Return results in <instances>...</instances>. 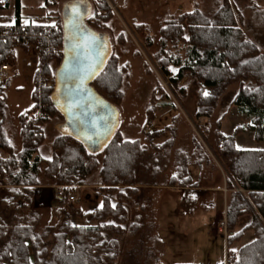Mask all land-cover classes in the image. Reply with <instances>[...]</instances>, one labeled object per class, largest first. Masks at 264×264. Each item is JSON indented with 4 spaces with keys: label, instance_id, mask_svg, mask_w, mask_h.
<instances>
[{
    "label": "trees",
    "instance_id": "16d2710c",
    "mask_svg": "<svg viewBox=\"0 0 264 264\" xmlns=\"http://www.w3.org/2000/svg\"><path fill=\"white\" fill-rule=\"evenodd\" d=\"M14 2L18 5V0ZM96 4L93 14L84 20L91 28H98V21L110 15L105 2ZM98 10H103L104 15H100ZM15 13H18V7H15ZM236 14L239 20V13ZM13 24L15 35L0 37V64L14 63L15 47L26 49L28 45L34 46L36 69H41L50 80L48 87L41 91L39 99L45 104L44 111L49 118L57 119L56 126L63 122L52 98L54 72L62 58V23L55 22L57 29L26 24L23 26V35L19 23L15 21ZM3 27L0 25V32ZM42 27L46 32L52 31L49 38L52 43H58L59 53L46 54L44 39L37 43L36 34ZM52 37H56V40H52ZM145 43L150 46L151 40L146 38ZM157 44L158 50L154 55L157 70L179 96L185 95L183 82L186 78L196 82V122L209 118L226 87L237 83V90L229 105H235L239 112L250 118L251 125L248 128L253 131L255 140L263 138L264 54L237 27L227 0H219L209 11L195 8L166 20L158 30ZM51 57L55 63L53 71L47 63ZM170 66L176 67L173 75L169 74ZM124 70L125 67L117 68L114 56L109 55L89 85L114 106L122 97L121 76ZM3 88L4 85L0 87V150L7 155L2 161L4 166L10 165L13 168L8 172L11 184L30 188L24 189L29 195L33 188L31 186L38 185V177L42 176L48 184L63 187L61 196L56 199L67 212L59 227L50 233L49 249L46 248L49 229L36 232L33 223L25 219L11 226L1 222L0 264H107L114 261L119 253L116 238L125 232L133 235L139 227L138 221L126 226V202L136 192L131 185L134 183L135 167L144 152L139 141L122 138L114 131L99 150L90 151L74 136L57 133L51 139L48 154H42L40 147L50 119L44 117L31 121L32 124L27 123L25 118L33 108V103L17 116L21 145L19 151L14 153L1 127L5 110L4 97L1 96ZM157 88L160 96L165 97L158 84ZM31 99L32 102L36 100L33 93ZM156 101L152 93L145 109L147 120L152 117ZM222 118L221 115L214 122L213 142L215 155L227 174L225 187L233 189L236 185L250 201L249 205L245 203L233 189L225 205V264H264V229L260 224V220L264 222V149L236 148L234 135L225 136L219 131ZM241 130V127H237L234 133ZM156 134L145 135L151 138ZM182 164L176 175L169 178L170 185L185 187L189 182L187 177L178 179L186 173L184 162ZM73 186L92 187L93 193L100 196L101 205L82 213L66 203L68 191ZM28 199V196L24 199L23 207L29 203ZM68 213L83 219L85 224L72 223ZM244 214L250 216V221L235 230L238 218ZM246 230L252 231L253 239L242 245L236 253H231L228 248Z\"/></svg>",
    "mask_w": 264,
    "mask_h": 264
},
{
    "label": "rangeland",
    "instance_id": "374dc122",
    "mask_svg": "<svg viewBox=\"0 0 264 264\" xmlns=\"http://www.w3.org/2000/svg\"><path fill=\"white\" fill-rule=\"evenodd\" d=\"M73 1L74 0H21V13L23 16H27V18H35L37 22L41 23L40 25L49 26V29L50 27H55L54 29H57L55 22L62 23L61 11L63 5ZM112 1L115 3L116 7L112 9L108 6L110 9L109 17L104 20H99L98 28L87 26L105 38L107 43V56H114L116 67H125L121 76L122 97L120 101L112 107V110L114 113L113 130L117 131L122 138L138 140L139 144L144 149L143 155L140 157L135 167L134 183L131 187L135 190L137 189L134 186L135 181L138 184L151 186L158 183L163 184L168 180L169 175H176L179 169L178 167L183 166L182 163L184 162L186 173L178 177V179L181 180V178L185 179L187 177L189 178V182L185 184V187L183 186L184 190H186L185 192H183V190V193L181 190L180 192L174 190L175 195H178L177 197L175 196L177 202L179 201L180 195L184 197L186 192L192 195L196 193V190L193 189L194 185L191 182L196 181L198 184H205L208 188H221L223 197L224 199L226 197L227 200L234 189L241 195L245 203L249 205L250 201L247 199L243 190L239 189L236 185L233 186V189H227L225 187V178L227 174L215 155L213 142L214 122L222 115L223 118L219 126L220 133L225 136L238 134V143L245 146H248V144L252 145L250 138L251 135H253V131L248 128V125H251L250 118L242 115L241 112L237 110V107L229 105L230 99L236 92L238 84L232 83L228 85L219 96L210 117L207 119H200L199 122H196L194 118L196 94L198 90L196 82L193 79L186 78L183 82V86H185V95L179 96L159 73L154 61V55L158 50V30L161 25L166 20L180 14V11L177 10L178 7H180V10L182 7L181 11L186 10V5H192L195 0H180V2L177 0ZM199 1L202 9L209 11L215 7V2L217 0ZM239 2L240 0H238V3ZM96 3H101V1L88 0L87 5V3L82 0L78 4H82V9H84L82 12V14L85 15L84 20L93 14L94 9L97 8ZM13 7L14 4L11 0L7 7L0 8V21L5 23L12 21ZM87 8L88 13H86ZM98 13L104 15L103 10H98ZM34 14H39V16L36 17ZM42 28L44 29V27ZM39 31H41V29ZM146 38L151 40L150 46L146 45ZM59 52L60 50L56 53ZM14 53L17 58L14 60V63L9 66L15 64L13 70L15 72L18 70V73H16V76L12 79L13 73L9 74L10 76L7 80H5L6 77H1V79H4L1 85L5 87L8 84L6 95L9 100V106L7 105L6 114L7 124L11 129H14L15 114L23 107H26L23 111L29 109L34 103L33 108L27 113L25 118L27 123L32 124L31 121H35L33 113L40 104L37 97L34 102H32L31 99L32 93L35 96V77L38 73L36 69L37 56H35L36 51L34 46L28 45L26 49L15 47ZM53 60V57H51L50 61L48 60L47 62L51 71L55 69ZM19 61L22 62V64H19ZM31 67H33V69ZM40 72L43 73L42 70ZM175 72L176 67L170 66L169 74L173 75ZM157 84L162 89L161 92L165 94V97L160 96V90L157 88ZM13 85L18 86L19 89H14ZM30 87L32 90L29 96ZM152 93H154V98L157 99V101L152 110V117L147 120L145 109ZM46 118L50 120L48 124H46V134L42 146L40 147L42 154H48L51 139L55 134L63 132L68 133V130L62 125V121L55 126V123L58 122L56 118H49V115H47ZM237 127H241L242 130L234 133ZM158 132H162V134H156ZM146 133L156 135L147 138L145 135ZM262 139H264V131ZM10 140L14 149H18L21 145L16 132L15 134L12 133ZM258 141L259 140H255L252 146L258 148L264 147V141ZM84 145L90 151H96L101 148V146H95L93 144L85 143ZM8 172L9 171H6L4 173L5 176ZM38 181L40 185H46V188H44L45 190L51 189L50 195L55 197V190L59 186L54 187L48 184L42 176L38 177ZM90 188L92 189V187ZM45 190H43L44 192L42 193H45ZM212 192L215 196L222 195L220 191L210 189L209 193L212 194ZM68 194H73L75 199L69 201V203L67 200L66 203L78 209V193L75 189L72 190L71 187ZM140 194L136 192L133 193L126 202L128 209L126 226L133 221H138L141 225L139 224L137 231L133 235H128L125 232L123 235L116 238L119 248L118 256L114 261L107 262V264H172L173 262H179L177 259L162 260L160 257L163 251L166 253V256L172 252L173 254H183L179 256L182 257V262H189L188 256H190L196 261L195 264H222L224 256L223 235L210 234L207 232V235L203 236L202 231L207 228V225H203L205 223L204 218L206 219L205 215H202L203 217H197L198 214H195L192 217H186L187 219L185 217L183 218L182 225L185 220L197 224V227L190 230V235L186 234L189 232L187 227L190 226V223L188 222H186L185 226L181 229L176 225L182 232L170 233L169 231L159 229L160 223L162 224V221L165 220V217L172 208L169 206L170 198H165V193L161 189H145L141 190ZM8 197V191L0 188V223L3 222L5 225L11 226L21 222V216L19 217V215L25 214V211H21L19 206L17 207L19 210L14 213L15 217L13 215L11 216L12 211H7L11 207L7 208L6 203L1 200L7 199ZM45 198L46 194H41L40 199L42 201L37 199L38 203L33 205L37 216L33 223V227L36 232L49 229L46 238V248L49 249L50 233L54 232L59 227L62 220L65 218L67 209L65 207H62V209H58L57 207L54 208V198L53 201L50 202L51 204L49 207H47L48 200ZM17 201L16 204L21 205V199ZM180 201L176 209H178L179 206L180 209L187 210L183 201ZM199 201H201V199H199ZM12 205L13 204H11V206ZM193 208L200 209L203 207L195 201L193 207L191 208L190 206L189 210ZM54 215H56L55 220L53 218ZM243 216L244 218L241 219L242 223L247 220L248 222L250 221V216L247 214L239 218ZM75 217L76 216L72 213L69 215V219L72 223L74 219L78 224H85L83 219L79 217L75 219ZM18 218L20 220H18ZM203 221L204 223H202ZM218 221L219 219H217L215 223L216 227ZM238 222L239 221L236 222L235 227H237ZM235 230L237 229L235 228ZM157 237L160 238L159 243L154 239Z\"/></svg>",
    "mask_w": 264,
    "mask_h": 264
},
{
    "label": "crops",
    "instance_id": "0c3cea01",
    "mask_svg": "<svg viewBox=\"0 0 264 264\" xmlns=\"http://www.w3.org/2000/svg\"><path fill=\"white\" fill-rule=\"evenodd\" d=\"M84 1H86V3L88 4V0H84ZM177 1L180 2V0H177ZM218 1L219 0H217L215 2V5ZM227 1L229 2L230 8L233 11V15H234V18L236 20L237 27H240L243 30L245 37L257 47L259 52L264 54V0H240V2H239L240 4L238 3V0L237 1L236 0H227ZM12 3L14 4L12 21L9 23H5V22L0 21V25L11 24V23H14L15 21H17L21 25H26V24L40 25L41 24V23L37 22V20H35V18L30 19V18H27V16L22 15V13H21V10H22L21 0H18V5H15L14 0H12ZM236 4H238V5H236ZM15 7H18V13L17 14L15 13ZM185 8H186V10L181 11L182 7H181V10H180V7H178L177 10L180 11V13L181 12H189L195 8H197L201 11H205L202 9L199 0H195V2H193L192 5H189V4L186 5ZM236 12L239 13V15H240L239 20L236 18V15H237ZM34 15L36 17L39 16V14H34ZM35 56H36V54H35ZM16 58H17V56L15 55V60H16ZM19 64H22V62H20ZM14 66H15V64L13 66L8 65V67H9L8 71L3 72V76H1V77H6L5 80H7V78H9V76H10L9 74L13 73V77H11V79L14 78L16 76V73H18V70L16 72L13 70ZM31 68L33 69V67H31ZM1 77H0V87L3 86V85H1V83H2V80H4V79H1ZM7 85L3 88L4 92L1 95L4 97V104H5L4 118H3V122H2L1 127H2V131H3V134L6 138V140L10 143V145L13 149V152L17 153L20 149V146L18 149H14L12 144H11L10 139H11L12 133L15 134V132H16V135L18 136L19 141H20L19 124H18L17 116L24 109H26V107L25 108L23 107L22 109H20L17 112V114H15V117H14L15 122L13 124L14 129H11L9 127V125L7 124V114H6L7 105L9 106V100L7 98V95H6ZM13 87L16 90L19 89V87L16 85H13ZM31 90L32 89L30 87L29 96H30ZM232 106L234 107L235 105H232ZM237 136H238V134L234 135L233 138H234L235 146L238 149H263L264 148V147L258 148V147L252 146L254 144L253 142L255 141L253 135H251V138H250V142L252 143V145L248 144V146L241 145L240 143H238L237 142V140H238ZM260 141H264V139L259 140L258 142H260ZM6 157H7L6 153H4L0 150V188L5 189L9 193V197L7 199H1V200H2V202L6 203L7 208L11 207L7 210V211H12L11 216L13 215L15 217L14 213H16V211H18L20 209L21 211H25V214L19 215V217L21 216V218H20L21 220L19 218H18V220L23 221V219H25L31 223H34L37 216L35 214V209L33 208V205H36V203H38L37 199L41 200L40 199L41 194H43V195L46 194L45 199H47L49 202V203L47 202V207H49V205L51 204L50 202L53 201V198H54V208L57 207L58 209H60V208L62 209V207H64V205H60L57 203V199L55 197L50 195L51 189L45 190L44 188H46V185H44V186L40 185L39 181H38V183H39L38 185L31 186V187H33L32 188L33 190H32V192H30L29 195H28V192L25 191L24 189H30V188L22 186V185H12L11 181H10L11 177L9 176V174H6V176L4 174L6 171H11L13 169L10 165H8L7 167L4 166L2 161H4L6 159ZM169 176L171 177V175H169ZM169 176H168V180H166V182L163 184L158 183L156 185L151 186V185H145V184H138L136 181L134 184L135 188H137L136 189L137 194H140V191L145 190V189H151V190H160L161 189L165 193V198L166 197L168 199L170 198L169 206H171L172 208L169 211V214L165 217V220L162 221V224L160 223L159 229L169 231L170 233L171 232H177V233L182 232L180 229L185 226V223L186 222L190 223L188 220H185L183 222V225H182L183 218L184 217L185 218L186 217H192L195 214H198L197 217L202 216V215H205V217H206V219L204 218L205 223H204V221L202 222V223H204L203 225H207V228L202 231L203 236L207 235V232L210 234L223 235L222 233L218 232V227H216V224H215L217 219L220 220L221 217L224 216V208H225L227 199H226V197L224 199L223 194H222V189L221 188L216 189L215 187L214 188H212V187L208 188L205 186V184H201V183L198 184V182H196V181H194V182L191 181L192 184L194 185L193 189L196 190V193L194 195H192V194H189L188 192H186L185 194H187V195L184 194V197H183V195H180V197L178 199L179 201L177 202V200L175 198L176 195H175L174 190H176V192H180V190H181V192H182V190H183V192H185L186 190H184V187H181V186L170 185L168 182L169 178H170ZM6 177H7V180H6ZM74 189L78 193L77 195L79 197V202H77V208L82 213H86V212L92 210L93 208L99 207L101 205L100 196L95 195L93 193V190L89 186H73L72 190H74ZM210 189H213L215 191H220L222 195L221 196H218V195L215 196L213 194V192H212V194L209 193ZM43 190H45L46 192L42 193V192H44ZM27 196L29 197V199H28L29 203L27 204V206L23 207L22 205L24 203V199H26ZM220 197H221V199H220ZM19 199H21V202H20L21 205L16 204L18 202L17 200H19ZM199 199H201V201H199ZM180 200H182L183 204L186 205L185 207L187 208V210H182L179 208V206H178V209H176L177 205H179V203L181 202ZM10 201H12V204H13L12 206L10 204ZM195 201H197L198 204H201V207H203V208H200V209L199 208H197V209L193 208V209L189 210V207L191 206V208H192ZM67 202L69 203V201H67ZM176 202H177V204H176ZM19 206H20V208L18 209L17 207H19ZM73 206H75V205H73ZM50 215H51V213H50ZM55 217H56V215H54V217H53L54 220L56 219ZM242 218H244V216L237 220V221H239L237 227H235L237 230L248 223V220L246 222L242 223V221H241ZM75 219H76V217H75ZM72 221H73V223L78 224V223H76V221L74 219ZM155 227H157V226H155ZM194 227H197V224H195V222L190 223V226L187 227L189 229V232L186 234H189V233L191 234L190 230ZM154 239L156 242L157 241H158V243L160 242L159 237L154 238ZM223 239H224V256H223L222 264H225L226 260H227L226 246H225V235H223ZM252 239H253L252 231L246 230L243 232V234L241 235L239 240L233 242L228 249L231 253H236L237 250L242 245L250 242ZM182 255L183 254H181V253L173 254V252H172V253L167 254V256H166V253H164V251H163L160 258L162 260L163 259H165V260L166 259L167 260H174V259L179 260V262H177V263L173 262L172 264H195L196 263V261L192 259L193 257L191 258L190 256H188L189 262H184V261L182 262L181 261L182 257H179ZM217 264H219V263H217Z\"/></svg>",
    "mask_w": 264,
    "mask_h": 264
},
{
    "label": "water",
    "instance_id": "95a60500",
    "mask_svg": "<svg viewBox=\"0 0 264 264\" xmlns=\"http://www.w3.org/2000/svg\"><path fill=\"white\" fill-rule=\"evenodd\" d=\"M75 3L76 0L63 5L61 11L62 58L54 72L52 98L63 117L62 125L68 130L66 134L74 136L83 144L102 147L114 132L113 105L105 101L89 84L104 65L107 43L102 35L85 24L82 4L76 5L80 9L79 27L73 28L69 24ZM77 56L83 71L70 76L72 62Z\"/></svg>",
    "mask_w": 264,
    "mask_h": 264
},
{
    "label": "built area",
    "instance_id": "2783aa9c",
    "mask_svg": "<svg viewBox=\"0 0 264 264\" xmlns=\"http://www.w3.org/2000/svg\"><path fill=\"white\" fill-rule=\"evenodd\" d=\"M100 1H104L105 3L108 4V6L110 8H115L116 5L112 0H100ZM11 2V0H0V8L3 7H7L9 5V3ZM21 34L24 33V29L23 26L21 25ZM4 29L0 32V37L5 36V35H15L14 33V24H6L3 27ZM23 35V34H22ZM37 43H40L41 39H44V43H45V47H44V51L46 52V54L51 55L52 53H56L58 50H60L58 47V43H52L49 35H52V31H48L46 32L45 29H41V31H39L37 34ZM52 40H56V37H52ZM42 48V45L39 47V50ZM9 69L8 65L6 64H0V77L3 76V72H7ZM41 69H37V75H36V86H35V96L37 97V99L40 101L39 97L41 94V91L44 88H47L49 85V81L47 79V77L40 72ZM45 108V104L43 102L40 101V104L38 105V108L36 111H34L33 116L36 119H40V118H44L47 117L46 112L44 111ZM62 190L63 187L59 186L56 188L55 190V197H60L62 194ZM66 199L68 201H73L75 199L73 194H67ZM260 224L262 226V228L264 229V222L262 220H260ZM217 227H218V232L222 233L223 235H225V219L224 216L221 217V219L218 221L217 223Z\"/></svg>",
    "mask_w": 264,
    "mask_h": 264
},
{
    "label": "snow or ice",
    "instance_id": "6c2138e0",
    "mask_svg": "<svg viewBox=\"0 0 264 264\" xmlns=\"http://www.w3.org/2000/svg\"><path fill=\"white\" fill-rule=\"evenodd\" d=\"M79 3H80V0H76V3L72 6L73 15H72L71 19L69 20V24L72 25L73 28L79 27L80 9L76 6ZM92 39H95V37H92ZM72 64H73V66H72V69L69 73L70 76L83 71V69L80 66L81 61H80V58L78 56L74 58ZM204 95L207 96L208 93L205 92Z\"/></svg>",
    "mask_w": 264,
    "mask_h": 264
}]
</instances>
